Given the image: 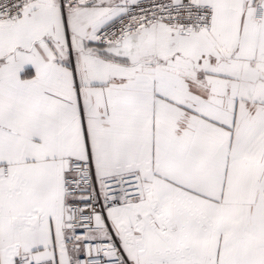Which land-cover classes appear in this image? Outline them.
<instances>
[{"label": "snow or ice", "instance_id": "snow-or-ice-1", "mask_svg": "<svg viewBox=\"0 0 264 264\" xmlns=\"http://www.w3.org/2000/svg\"><path fill=\"white\" fill-rule=\"evenodd\" d=\"M0 264H264V0H0Z\"/></svg>", "mask_w": 264, "mask_h": 264}]
</instances>
